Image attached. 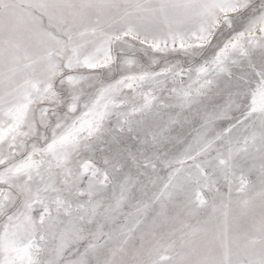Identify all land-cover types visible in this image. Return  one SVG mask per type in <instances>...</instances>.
I'll list each match as a JSON object with an SVG mask.
<instances>
[{
    "label": "snow or ice",
    "instance_id": "obj_1",
    "mask_svg": "<svg viewBox=\"0 0 264 264\" xmlns=\"http://www.w3.org/2000/svg\"><path fill=\"white\" fill-rule=\"evenodd\" d=\"M0 264H264V0H0Z\"/></svg>",
    "mask_w": 264,
    "mask_h": 264
}]
</instances>
